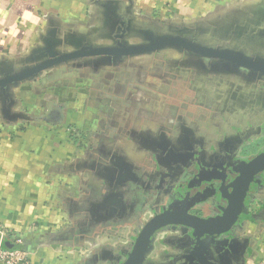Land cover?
<instances>
[{
    "label": "crops",
    "instance_id": "1",
    "mask_svg": "<svg viewBox=\"0 0 264 264\" xmlns=\"http://www.w3.org/2000/svg\"><path fill=\"white\" fill-rule=\"evenodd\" d=\"M120 28L128 47L181 38L264 62V0H0V78L116 48ZM71 126L91 133L89 149L68 143ZM257 151L264 74L177 47L53 66L0 90L5 247L22 238L30 264H121L168 205L220 214L216 182L185 192L196 169L182 157L206 170L223 157L231 170ZM207 241L214 264L264 260V174L231 231ZM191 249V231L166 227L141 264H175Z\"/></svg>",
    "mask_w": 264,
    "mask_h": 264
},
{
    "label": "water",
    "instance_id": "2",
    "mask_svg": "<svg viewBox=\"0 0 264 264\" xmlns=\"http://www.w3.org/2000/svg\"><path fill=\"white\" fill-rule=\"evenodd\" d=\"M125 29L120 28L116 36L117 47L105 49H83L76 52L56 55L49 60L36 65L23 72L0 78V90L8 85L25 81L43 71L74 59L107 56L124 57L155 52L166 47H177L190 53L225 62L229 68H243L258 74H264V62L251 60L242 55L212 48L202 47L181 38H164L144 46L128 47L122 39ZM225 159L221 157L212 170L199 169L197 177L190 183L189 188L202 182H216L217 192L225 202L219 208L220 214L215 218H205L190 213L186 205L179 209L169 206L165 211L153 215L139 231L130 252L121 264H141L155 234L166 227H182L191 231L192 249L180 257L175 264H214L208 259V241L218 239L228 233L238 222L243 211L245 201L251 190L253 180L264 173V152L252 157L247 162H242L233 169L225 168ZM232 173L234 177L231 178Z\"/></svg>",
    "mask_w": 264,
    "mask_h": 264
},
{
    "label": "built area",
    "instance_id": "3",
    "mask_svg": "<svg viewBox=\"0 0 264 264\" xmlns=\"http://www.w3.org/2000/svg\"><path fill=\"white\" fill-rule=\"evenodd\" d=\"M8 236L5 231H0V264H30L29 254L23 249L22 238H12V246L7 248L5 240ZM257 264H264V260Z\"/></svg>",
    "mask_w": 264,
    "mask_h": 264
},
{
    "label": "flooded vegetation",
    "instance_id": "4",
    "mask_svg": "<svg viewBox=\"0 0 264 264\" xmlns=\"http://www.w3.org/2000/svg\"><path fill=\"white\" fill-rule=\"evenodd\" d=\"M77 129L79 130V128H77ZM81 132H82V130H81V131L79 130V132H73V135H74L75 137H77V140H75V141H79L80 139H81V141H82L84 138L87 137V135H85V132H82V133H81ZM75 134H76L77 136H76ZM75 139H76V138H75ZM263 152H264V151H263ZM259 153H261V152H258V151H257V152L255 153L254 156L258 155ZM254 156H253V157H254ZM251 158H252V157H251ZM251 158H250V159H251ZM193 161H194L193 158H189V157H187V156L182 157L181 160H180V162H181V163H185L186 166L195 167V169H196V170H195V173L193 174V178L191 179V181H189V183H188L187 185H185V192H186V193H189L190 191H192V190L195 189L196 187L201 186V185L207 183V182H202V183H199V184H195L194 186H192L191 188H189L190 183H192V181L195 179V177H197V174L199 173V169L201 168L199 165H195V164H193ZM216 164H217V163H216ZM216 164H215V165H216ZM215 165H214V166H215ZM214 166H213V167H214ZM213 167H212L211 169H209V170H212ZM202 169H203V168H202ZM204 170H206V169H204ZM262 174H264V173H262ZM260 175H261V174H260ZM251 186H252V185H251ZM183 204L186 205V203H183ZM183 204H182V205H183ZM182 205H181V206H182ZM169 206H171V205H168L167 208H168ZM171 207H172V206H171ZM167 208H166V209H167ZM166 209H165V210H166ZM172 209H173V208H172ZM165 210H164V211H165Z\"/></svg>",
    "mask_w": 264,
    "mask_h": 264
},
{
    "label": "rangeland",
    "instance_id": "5",
    "mask_svg": "<svg viewBox=\"0 0 264 264\" xmlns=\"http://www.w3.org/2000/svg\"><path fill=\"white\" fill-rule=\"evenodd\" d=\"M101 97V96H100ZM87 112V111H86ZM112 127V126H111ZM80 131H81V129H79ZM79 130L77 129V128H75V127H68L66 130H65V134H66V138L65 139H67L68 140V143L70 144V145H73V147L75 148V150L77 151L79 148L80 149H82V148H86V149H89L90 147H89V144L91 143L90 142V140H89V138L91 137V133L90 132H85V135H87V137L86 138H84L82 141H81V139L79 140V141H75V140H77V137H75L74 135H73V132H79ZM82 132H84L83 130H82ZM81 132V133H82ZM76 135V134H75ZM77 136V135H76ZM76 138V139H75ZM250 158H248V157H244V158H239V159H236L237 161L238 160H249ZM168 160V159H167ZM246 161V162H247Z\"/></svg>",
    "mask_w": 264,
    "mask_h": 264
}]
</instances>
